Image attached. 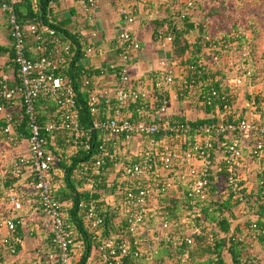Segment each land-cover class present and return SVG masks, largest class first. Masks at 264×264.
I'll return each instance as SVG.
<instances>
[{"label": "built area", "instance_id": "2783aa9c", "mask_svg": "<svg viewBox=\"0 0 264 264\" xmlns=\"http://www.w3.org/2000/svg\"><path fill=\"white\" fill-rule=\"evenodd\" d=\"M17 1L0 0L16 67L13 79L0 75V140L18 144L11 109L18 102L29 135L26 150L16 153L7 168H0V177L8 173L18 179L25 174L29 179L26 185L15 181L4 189L0 202L22 209L32 201L31 195H36L35 206L47 217L51 234V249L44 259L22 264H74L71 256L77 238L48 179L58 156L48 147L46 133L58 129L84 137L86 148L90 147L91 131L98 132L93 158L81 163L80 176L88 171L90 184L97 186L102 181L108 163L116 169L111 183L121 196L116 210L113 205L108 210L120 216L116 222L119 233L100 237L104 212L94 199L81 202L85 224L99 240L96 258L88 264H158L159 256L163 257L160 264H224L215 249L221 236L227 238L228 246H243L247 253L234 264H251L249 250L264 256V224L256 217L264 210V79L254 78L257 68L251 61V50L240 40L241 32L206 34L198 51L192 48L181 57L165 59L160 68L149 73L147 82L137 85L129 65L141 44L131 28L132 8L119 3L121 24L113 37L117 57L111 63L115 78L111 90L89 89L87 103L92 118L85 124L79 118L73 86L59 72L73 53L64 34L36 21L22 24L16 15ZM78 1L90 18L96 0ZM201 1L166 0L169 11L162 16L168 22L158 26L157 39L171 43L173 29L191 16ZM103 53L91 42L82 49L84 56ZM84 82L89 84V79ZM109 92L118 106L131 105L137 115L123 116L117 107L113 116H101V94ZM178 97L202 108L203 114L193 120L173 119L167 106ZM39 98H51L57 105L55 116L43 124L37 108ZM135 138L140 139L141 147L128 153L126 144ZM123 147L125 155L121 156ZM29 186L33 189L28 190ZM177 196L187 201L182 213L171 217L166 199ZM227 199L229 207L222 205ZM237 206L243 218H248L238 228L239 220L231 213ZM204 208L214 211L217 219H226L228 230L206 219ZM18 222L0 209V225L9 230L11 252L17 242L14 233ZM195 234L204 235L200 246L208 244L211 252L196 257L190 254L197 247ZM76 247L80 253L81 244Z\"/></svg>", "mask_w": 264, "mask_h": 264}, {"label": "crops", "instance_id": "0c3cea01", "mask_svg": "<svg viewBox=\"0 0 264 264\" xmlns=\"http://www.w3.org/2000/svg\"><path fill=\"white\" fill-rule=\"evenodd\" d=\"M165 1L166 0H96L95 5L90 9V18L86 16V12L83 10L78 0H53L51 2L50 20L55 23H61L71 32L78 34L82 41L81 49H83L85 44L91 42L102 48L104 51L102 55L90 54L84 56L82 54V56L78 59L77 63L85 70L81 83L82 88L85 87L87 89H91L96 87L99 90L105 87H108L109 90L112 88L111 85L115 78V74L111 63L115 61L117 57V49L115 48L113 37L121 24L120 14L118 11V5L121 2L127 3V5L129 4L132 8L134 21L131 24V28L141 44V47L134 53L129 65L130 75L134 83L137 85H143L142 82H147L149 78L148 75L153 69L160 68L165 59L173 56L172 43H163L158 40L156 31H154L153 20L162 16L164 12L163 8H165ZM167 11L169 10L167 9ZM63 37V39L67 41L68 38L65 34ZM29 43L34 44V41L30 39ZM30 54H34V51L30 50ZM15 71L16 67L13 60L8 23L0 11V75L13 79ZM85 78L89 79V84L84 82ZM117 107L120 108L119 112L123 116L137 115V110L131 105L118 106L112 92H109L108 94H101V102L99 106L101 116H113L116 112L115 108ZM11 109L13 115L15 116L14 130L19 135V141L17 145L7 142L13 149V153L11 155L8 154L6 162L2 163V157L5 155V152L3 151L6 150L8 153V150L4 143H2L6 141L0 140V168H7L11 158L16 153L23 152L27 148V137H22V131L17 130V128L22 126L21 120L18 117V112L21 110L20 102L11 107ZM167 112L173 118L193 120L195 117L201 116L204 110L200 107H195L193 103L182 101L178 97L170 100L167 106ZM55 114L56 112H53L51 119L55 116ZM66 134L67 138L66 141H64L65 143L73 145L77 142L76 133L67 131ZM139 147H141V141L137 138L126 144L128 153L131 151H138ZM120 155H125V147L122 148ZM3 176H1L0 179ZM28 179L29 178L24 174L21 178L16 179V182L19 185H26ZM108 181L109 184L105 192L106 202L109 204V210L113 207L116 210L115 205L112 207V204L108 201V192H110V190L114 187V183H111L112 181L109 177ZM87 184L88 186H85L84 188L89 187V183ZM26 188L28 190L33 189L31 186ZM4 189H6V187L0 190V194ZM117 193L119 194V200L121 194L118 190ZM31 196L32 201L30 204H25L22 209H15L9 204L0 202V209L5 210L8 214L14 216L15 219H18L20 222V224L18 222L14 233L17 241L15 242L14 252H11L8 247V228L4 225H0V264H22L34 258L42 261V259H44L42 258L43 255L51 249L49 221L41 209L35 206L36 195L33 194ZM116 213L117 212H115L114 218L119 216L118 213ZM231 213L233 217L239 220V222L236 221V228L248 219L243 218L238 206L233 208ZM119 218L115 221L113 220V223L115 224ZM84 225L86 226L85 221ZM86 228L88 229L87 226ZM17 233H20V235H15ZM74 234L77 239L72 248L71 257L72 262L76 264L77 260L80 258L82 249L79 253L76 247L79 243L78 235L75 232ZM16 245H18L19 248H17ZM248 252L250 253H248V256L252 262L251 264H264V256L260 251L249 250ZM95 258L96 245L92 247L86 264L93 261ZM45 264H48V262ZM224 264H234L230 255L224 257Z\"/></svg>", "mask_w": 264, "mask_h": 264}, {"label": "trees", "instance_id": "16d2710c", "mask_svg": "<svg viewBox=\"0 0 264 264\" xmlns=\"http://www.w3.org/2000/svg\"><path fill=\"white\" fill-rule=\"evenodd\" d=\"M51 2L52 0H18L15 5L16 15L22 24L33 21L40 22L45 26L54 27L56 31L65 34L68 38L67 42L73 53L65 65L60 67L59 72L68 82L72 84L75 92L76 103L79 108V118L83 123L88 124L92 118V114L87 103L89 89L81 87L85 70L77 63L78 59L82 56V41L78 34L71 32L61 23H55L50 20ZM202 7L203 9L208 10L198 19H195L193 16H189L178 26L175 25L176 27L172 31L173 38L171 41L173 56L181 57L186 53V51L192 48H195V52L198 51L200 46H202L201 39L204 36L206 27L214 29L212 35L224 30V33L230 30V28L225 25V22L229 19L230 14L224 11L223 8L226 7V5H224L223 2L210 6L204 4ZM166 21L168 22L167 18L163 16L155 18L153 20L154 31H156L158 26ZM241 23L242 19H235V22L232 23L231 26L232 28H238L239 30V28H241ZM243 27L252 28L254 37L258 34L257 28L253 22L248 23ZM195 31L198 32V36L195 40L196 42L193 43V47H189L190 43L188 36L189 34H194ZM240 40L245 41L244 35L240 38ZM254 78L264 79V72L257 69ZM37 108L39 110L40 122L43 124L51 119L53 112H56L57 105L51 98H39L37 101ZM18 117L21 120L22 126L17 128V130L22 131V137H28L29 130L22 107L18 112ZM173 119L181 121L186 120L184 118ZM197 120L199 121L201 119H196V121ZM66 132V130L59 129L53 130L51 133H46L48 147L58 156V159L53 163V166L48 171V179L55 196L62 202V211L65 220L70 224V229L73 233L75 232L78 235V241L81 244L82 251L76 264H86L92 247L94 245L97 246L99 240L93 237L92 232H90L84 225V212L81 207V202L83 200L94 199L98 208L104 212V223L100 237L120 232L118 223L114 224L112 221L115 212H109V204L106 202L105 198V192L109 184V172L114 168V164L112 162L108 163L106 166V172L103 174V179L97 186L90 184L88 180V171L86 175H83L82 177L80 176L82 172L81 163L93 158L98 142V132L95 130L91 131V135L89 136V148L85 147L83 140L84 137H81L79 134H77V142L73 145L65 143L64 141H66L67 138ZM15 181V178H9L8 173L5 174V176L0 179V190L5 187H12ZM86 181L89 183L88 188H84V182ZM113 189L115 190V186ZM186 201L187 199L182 196L169 197L166 199L165 208L169 210V215L171 217L178 216L182 213V206ZM222 205L229 207V200H225ZM203 212V216L206 219L215 221L223 231L228 230L229 225L226 219H217L214 211H207L205 208L203 209ZM259 212L260 213L257 215V221L264 223V210L260 209ZM15 235H20V233ZM194 238L196 242L195 245L197 247H193L194 249L192 248L190 251V254L193 257L202 256L203 253L212 251V248L208 244L203 247H199V244L204 241L203 234H195ZM226 242L227 238L225 236L217 238V245L215 249L221 256L222 261H224L225 253L230 255L233 263L247 257V253L243 246L235 244L228 246ZM16 246L19 248L18 245ZM222 249L226 250V252L222 253ZM174 252L178 251L176 250ZM162 260L163 257L159 256L157 258V263H162Z\"/></svg>", "mask_w": 264, "mask_h": 264}, {"label": "rangeland", "instance_id": "374dc122", "mask_svg": "<svg viewBox=\"0 0 264 264\" xmlns=\"http://www.w3.org/2000/svg\"><path fill=\"white\" fill-rule=\"evenodd\" d=\"M223 2L226 7H224V11L229 15V19L225 22L226 27H229L230 30L228 32L222 31L218 32L216 34H229V32L233 31H240L242 35H244L245 38V45L248 46V48L251 50V61H253L255 67L261 71L264 72V0H202L196 8H194L191 12V16H193L195 19H198L202 14H204L207 10L203 9V5L206 4L208 6L213 4H219ZM230 7V8H229ZM163 11H167V7L163 8ZM235 19H242L241 28H232V23L235 22ZM167 22V21H166ZM253 22L257 28L258 34L254 37V33L252 31V28H244L248 23ZM214 29L206 27L204 36L201 39V44L204 43L205 35L206 34H213ZM243 32V33H242ZM173 33V32H172ZM198 36V32L195 31L194 34L188 36V40L190 43L189 47H193V43L196 42V38ZM195 47V46H194ZM195 49V48H194ZM243 91L240 92L242 94ZM245 102V99L241 100V103L243 104ZM7 147L8 153L5 151V155L2 157V163L6 162V159L8 158V154L11 155L13 153V149L7 142H2ZM1 143V144H2ZM116 175V169L113 168L109 174V179H114ZM88 182H84V187L88 186ZM119 194L117 193V190L111 189L110 192H108V201L115 205L117 203ZM113 202V203H112ZM180 206V205H179ZM118 217L112 218V221L118 219ZM200 245V244H199ZM201 247V246H199ZM226 252V250H224ZM225 256H228L227 253H225Z\"/></svg>", "mask_w": 264, "mask_h": 264}]
</instances>
